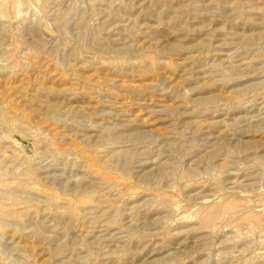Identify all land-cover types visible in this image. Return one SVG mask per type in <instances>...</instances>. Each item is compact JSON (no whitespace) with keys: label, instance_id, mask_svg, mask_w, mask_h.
Listing matches in <instances>:
<instances>
[{"label":"rangeland","instance_id":"1","mask_svg":"<svg viewBox=\"0 0 264 264\" xmlns=\"http://www.w3.org/2000/svg\"><path fill=\"white\" fill-rule=\"evenodd\" d=\"M0 264H264V0H0Z\"/></svg>","mask_w":264,"mask_h":264}]
</instances>
